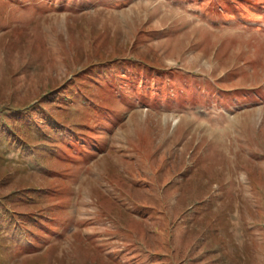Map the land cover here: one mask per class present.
Wrapping results in <instances>:
<instances>
[{
  "label": "rangeland",
  "instance_id": "1",
  "mask_svg": "<svg viewBox=\"0 0 264 264\" xmlns=\"http://www.w3.org/2000/svg\"><path fill=\"white\" fill-rule=\"evenodd\" d=\"M0 264H264V0H0Z\"/></svg>",
  "mask_w": 264,
  "mask_h": 264
}]
</instances>
